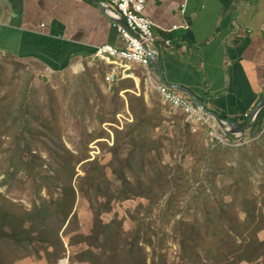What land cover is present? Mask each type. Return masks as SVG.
Segmentation results:
<instances>
[{"label":"trees","instance_id":"16d2710c","mask_svg":"<svg viewBox=\"0 0 264 264\" xmlns=\"http://www.w3.org/2000/svg\"><path fill=\"white\" fill-rule=\"evenodd\" d=\"M0 58L19 61L9 53L0 55ZM1 59L0 75L4 69ZM94 66L100 68L103 80L111 69V65L100 61ZM142 69L147 72L145 67ZM125 82L135 84L134 79L120 80L116 84ZM117 87L115 92H119ZM155 92L162 101L161 94ZM31 94L29 88L23 87V93L18 97L6 94L0 98V155L4 157L0 165L3 176L0 188L10 187L24 172V166H28L30 172L26 175L33 180L37 191L42 187L39 178L45 180L48 188L58 189L60 185V193L54 197L50 190L48 199H40V203H34L30 210L17 207L0 194V255L5 257H0V264L6 262L8 253L11 257L8 264L29 256V252L27 256H15V250L28 249L40 239H46L49 244L56 239L61 246L59 230L48 222L58 220L62 226L71 215L75 200L72 182L79 159L61 141L54 142V138L48 145L43 143L51 159L50 174L40 175L35 170L40 165V157L34 153L40 145L39 138L53 134L55 129L34 123H39L40 119L30 108ZM49 95V102L56 104V96ZM139 100L142 112L110 148L109 166L102 165L97 159L88 161L84 176L78 177L77 189L88 201L94 215L98 252L87 248L78 254L77 260L89 264H168L163 253L167 243L172 241L179 247L177 264H264V240L257 238L264 230V220L249 190L251 170L259 166L258 156L264 160L263 147H257L256 154L249 153L246 145L227 147L214 140L207 148H202L196 166L191 171L185 170L186 154L198 147L190 124L185 122V115L179 112L173 124L176 133L168 136V130L159 129L166 120L161 114L162 109H148L142 95ZM162 108L166 111L167 107L164 104ZM91 109L87 100L81 115L85 117ZM247 118L243 116L241 123ZM38 128L43 130L37 132ZM263 128L264 109L247 131L248 138L262 141ZM203 129L206 134L210 131L207 124ZM7 137H11L12 145L3 148L2 138ZM165 153L171 156L170 163L164 162ZM176 154L180 155L179 159L174 158ZM108 168L111 177L107 174ZM219 177L224 178L222 185L218 183ZM227 177L229 182L225 183ZM133 198L142 202L130 214L134 225L131 231L125 232L118 219L107 224L102 222L101 216L111 211L112 203ZM40 226H48L42 231L46 237L33 238L32 232L38 231ZM167 228L171 229L169 233ZM100 236L102 242L98 240ZM65 251L61 247L62 258Z\"/></svg>","mask_w":264,"mask_h":264},{"label":"crops","instance_id":"0c3cea01","mask_svg":"<svg viewBox=\"0 0 264 264\" xmlns=\"http://www.w3.org/2000/svg\"><path fill=\"white\" fill-rule=\"evenodd\" d=\"M145 1L166 81L241 123L264 96V0ZM114 12L103 14L87 0H0V55L50 73L73 71L99 48L126 49ZM140 66L132 72L138 86ZM148 69L153 85H161L150 63Z\"/></svg>","mask_w":264,"mask_h":264},{"label":"rangeland","instance_id":"374dc122","mask_svg":"<svg viewBox=\"0 0 264 264\" xmlns=\"http://www.w3.org/2000/svg\"><path fill=\"white\" fill-rule=\"evenodd\" d=\"M1 59V58H0ZM91 59V58H90ZM4 69L0 75V98L6 94L18 97L21 92L23 93V87H27L31 90L30 95V108L34 110L35 116L40 119L39 123L34 122L36 125H49L55 129L53 134L42 135L39 138L40 145L37 150L34 151L40 157L39 167L36 168V172L40 175H48L49 170V158L46 152V145L51 143L52 140L57 142L61 141L65 147L70 150L79 161L75 164L76 176L73 179L72 186L75 189V200L71 215L67 221L61 226L58 220L48 222L52 227L59 230L58 237L61 242V246L58 245L56 239L49 244L44 237L46 234L42 231L47 227H38V231L32 232V237L43 238L40 241L33 242V245L28 248H21L15 250V256H29L20 257L13 264H60L65 263L68 258V264H89L87 262L77 260L78 254L87 248H95V222L94 215L90 208V205L86 198H84L78 191V177L84 176L85 163L94 159H97L102 165L109 166V162L112 158V152L110 148L113 147L117 138L121 137V133L125 131L131 124L134 123L135 118L142 112V102L139 97L145 99L147 108L150 110H161L162 116L166 119L162 122L159 129L168 130L166 134L168 136H174L176 133L174 122H176V116L179 111H175L169 104H166L163 99L159 101L156 96V90L149 82L146 73L141 69L139 64H131L132 72L134 67L136 68L137 77L140 79L139 86L136 81L125 82L123 84H116V81L112 86L106 82V74L104 77L99 73L97 66H94L97 61L86 62L81 67L69 70L65 73H50L45 70L41 65L31 62L14 61L12 58L1 59ZM103 62V61H100ZM106 63V62H105ZM107 64V63H106ZM109 65V64H108ZM112 68V66H111ZM134 73V72H133ZM134 75V74H133ZM15 76V78H13ZM132 79V78H129ZM143 82V83H142ZM142 84V85H141ZM118 86V87H117ZM118 88L119 92H115L114 88ZM56 96L57 103L51 104L50 95ZM87 100L92 107L91 111L86 113V116L81 115V111L84 106H87ZM165 104L166 111L162 106ZM18 108H24V106H17ZM165 111V112H164ZM191 127V134L194 136L195 144L198 147L191 149L189 154H186L183 167L185 170L191 171L196 166V160H199L202 156V148H207L210 142L220 140L225 143H221L227 147H241L243 145L248 146L249 153L254 152L257 154V147L262 146V157H264V138L262 141L256 142L254 139L248 138L247 132L244 138L240 142H229L224 137L217 127L213 124L214 128L208 134L204 132L202 123H189ZM42 131L43 128H38L36 131ZM264 132V128L262 130ZM261 132V133H262ZM44 133V132H43ZM157 134V133H156ZM11 138V137H10ZM9 137L2 138L4 144L3 148L12 145ZM1 142V141H0ZM43 143H46L44 145ZM170 150V148H168ZM7 154V153H5ZM179 159L178 154L175 155ZM4 157L0 155L1 160ZM239 158L237 157V160ZM81 160V161H80ZM165 163L172 161L169 153L164 154L163 158ZM259 166L256 169L251 170L250 177V192L254 199L258 210H260L264 220V160L261 156H258ZM261 162V163H260ZM234 164V162H232ZM205 167V165H204ZM2 166H0V182L3 179L1 176ZM206 170H204L205 172ZM30 167L24 166V172L20 173L13 181L10 187L6 186L0 188V194L11 201L19 208L30 210L34 203H40V199H48L50 192H53L54 197L59 196V187L49 188L45 185V180H39V184L42 185L40 191H37L35 185L32 183L29 175ZM51 173H54L50 171ZM50 174V173H49ZM107 174L111 177V171L107 169ZM223 177L218 178V183L222 185ZM229 182V177L225 178V183ZM49 184V183H48ZM51 190V191H50ZM140 199H130L122 202L112 203L111 211L104 213L101 216L104 224L110 223L114 219H118L123 224L125 232L131 231L134 227L130 214H132L135 208L140 204ZM145 205L147 203L145 202ZM194 214V210L190 212ZM61 226V227H60ZM171 229L167 228L169 233ZM170 239L172 234H170ZM257 238L264 240V230L260 231ZM99 242H102V236L98 238ZM61 247L65 249L63 258L61 257ZM28 250V251H27ZM25 254V255H23ZM58 254L60 257H58ZM168 264H177L179 257V247L169 241L167 247L163 253ZM8 253L6 262L11 259ZM0 257L5 258L3 255ZM57 258V259H56Z\"/></svg>","mask_w":264,"mask_h":264},{"label":"built area","instance_id":"2783aa9c","mask_svg":"<svg viewBox=\"0 0 264 264\" xmlns=\"http://www.w3.org/2000/svg\"><path fill=\"white\" fill-rule=\"evenodd\" d=\"M102 5L115 10V14L123 18L128 26V30L122 27H117L118 32L127 47L123 51L115 50L111 47H102L97 49L90 59V62L97 60L106 62L111 65V70L106 74V82L113 85L116 81L132 78L131 64L143 65L148 71V81L153 85L151 74L149 71V60L145 50L148 46L154 53H158L155 49L158 46L157 40L154 36L155 25L153 21L145 15L146 1L145 0H102ZM137 35L139 38H135ZM168 47L171 42L166 43ZM154 88L161 94L164 102H168L175 110L185 115V122L187 123H202L210 127V132L215 124L212 117L202 113L195 107L188 97L179 93L174 94L169 90L163 88ZM213 123V124H212ZM221 143H225L220 140ZM68 264V258L65 263Z\"/></svg>","mask_w":264,"mask_h":264},{"label":"water","instance_id":"95a60500","mask_svg":"<svg viewBox=\"0 0 264 264\" xmlns=\"http://www.w3.org/2000/svg\"><path fill=\"white\" fill-rule=\"evenodd\" d=\"M87 1L95 5L96 7H98L103 14L104 13L106 14L107 12L112 13L111 8L105 7L99 2H96L94 0H87ZM112 18H113V20L111 19L112 23L117 24L116 20L118 21L120 20L122 25H124V29L129 31L128 26L123 18L119 17L118 15H114V17ZM145 50L148 56L150 66L152 67L154 74L156 75L159 83L165 86L166 88L180 92L181 94L189 97L190 100L194 103V105L202 113L208 116L210 115L212 117V120L215 122V124L221 131L222 135L226 136L227 138H229L230 140L234 142H240L244 138L246 132L253 127L260 113L264 109V96H263L259 100V102L254 106V108L251 110L245 123L230 122L228 119L221 117L216 111L211 110L209 108L207 109L205 105L200 101V99L191 90L184 88L182 86H179V85L169 84L166 81V78L164 77V74L162 71L160 55L157 53H154L152 50H150L148 46H145Z\"/></svg>","mask_w":264,"mask_h":264},{"label":"bare ground","instance_id":"6f19581e","mask_svg":"<svg viewBox=\"0 0 264 264\" xmlns=\"http://www.w3.org/2000/svg\"><path fill=\"white\" fill-rule=\"evenodd\" d=\"M135 35V34H134ZM135 38H139L137 35H135L134 36ZM140 65V64H139ZM156 88H163V89H166V90H169V91H171L172 93H174V94H177V93H179L180 94V92H177V91H174V90H171V89H169V88H166L165 86H163L162 84L161 85H157V87ZM184 96H186V95H184ZM187 97V96H186ZM190 100V99H189ZM191 101V100H190ZM166 103H168V102H166ZM191 103H192V101H191ZM193 105H194V103H192ZM195 106V105H194ZM196 107V106H195ZM214 122V121H213ZM215 123V122H214Z\"/></svg>","mask_w":264,"mask_h":264}]
</instances>
